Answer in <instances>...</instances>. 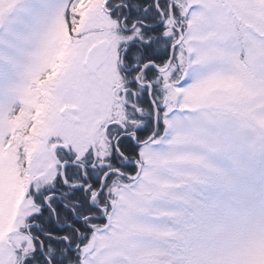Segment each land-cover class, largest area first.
I'll return each instance as SVG.
<instances>
[{"label": "snow or ice", "instance_id": "obj_1", "mask_svg": "<svg viewBox=\"0 0 264 264\" xmlns=\"http://www.w3.org/2000/svg\"><path fill=\"white\" fill-rule=\"evenodd\" d=\"M0 264H264V0H0Z\"/></svg>", "mask_w": 264, "mask_h": 264}]
</instances>
